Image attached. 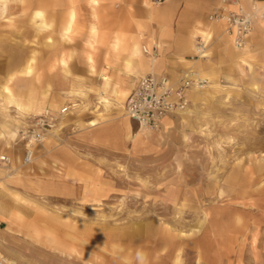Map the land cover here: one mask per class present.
<instances>
[{
  "label": "rangeland",
  "instance_id": "1",
  "mask_svg": "<svg viewBox=\"0 0 264 264\" xmlns=\"http://www.w3.org/2000/svg\"><path fill=\"white\" fill-rule=\"evenodd\" d=\"M23 2L0 0V151L12 159L0 164V182L35 214L32 221L6 220L0 256L8 264H264V32L237 55L207 20L200 29L208 35L196 34L206 56L193 48L184 68L214 81L193 93L185 112L148 132L131 119L127 128L124 87L107 96V80L97 89L77 84L88 52L98 65L97 18L76 16L64 36L65 24L51 22L47 7L34 12ZM157 45L151 38L142 46ZM23 56L26 68L17 64ZM71 89L80 99L67 97ZM43 102L78 107L38 144L51 141L50 152L36 144L33 162L23 165L26 142L19 136L38 115L32 103ZM73 163L83 167L67 166ZM75 170L84 180L72 182L70 197L38 194L24 202L17 192L54 175L73 179ZM28 223L35 224L23 235L18 225ZM49 224L52 230H44Z\"/></svg>",
  "mask_w": 264,
  "mask_h": 264
},
{
  "label": "crops",
  "instance_id": "2",
  "mask_svg": "<svg viewBox=\"0 0 264 264\" xmlns=\"http://www.w3.org/2000/svg\"><path fill=\"white\" fill-rule=\"evenodd\" d=\"M1 1L4 3V0ZM23 1L25 6V0ZM28 1L27 6H31L34 12L37 8L47 7V14L51 22L54 21L61 25L65 24L63 29L64 36H68L73 19L76 18V16L81 18L80 20L87 22H91L93 17L97 18V25H92V30H97V34L93 38L102 40V49L96 60L98 65L96 67L93 66L95 61L93 56H95V53L93 55V53L88 52V57H91L92 63H88L87 57L85 66L83 65L84 67L80 68V80L76 81L80 86L94 84L97 89L107 80L109 82L107 96L111 95L110 90L118 87H124L128 96L139 78L150 72L157 75H165L170 80L176 81L181 70L185 69L184 67L188 62L187 57L192 53L193 48L195 52L199 54L200 58L205 57L206 55L203 51L193 45V41L194 38H200L196 36L198 33L200 35H208L206 32L201 31L200 27L207 25V16L219 3V0H163L161 4H153L152 0H92V2L91 0ZM72 12L74 15L73 19H71ZM214 27L216 32H220L219 38L223 41L224 47L231 53L232 45L221 30L222 26L215 25ZM261 32H264V27L256 25L253 31V34L256 33V39H258V35H260ZM151 38H155L158 44L155 47V52H157L158 57L154 59L144 54L142 51V45H149ZM235 52L239 55L236 50ZM21 54V52H18V56ZM61 59L62 58L59 59V63ZM65 60L66 65L63 66L60 63L64 68L67 67V59ZM109 60L115 63L113 67L107 65V61L109 62ZM27 62L28 61L23 56L17 61V64L22 65L25 63L24 68H26ZM65 73L67 75V72ZM66 75L65 81L67 82L64 84L66 86H71L72 80ZM103 75L107 78L106 80L103 78ZM202 77L206 76L203 75ZM206 78L214 81L212 78ZM10 80L11 79H9L8 82ZM8 82L6 85L9 84ZM74 92L75 91L71 89L67 93V97L72 98L71 101H75V98L78 97L73 95ZM193 97L194 94L191 93V101ZM78 99L80 98L78 97ZM32 104L33 110H35V113L38 115L45 108H49L53 111H59L63 108H54L52 105L45 106L44 102ZM69 107L74 109L78 107V105L74 104ZM70 113L71 110H69L64 117L68 116ZM167 120H169V118ZM131 124V120L127 118V128H130ZM60 128L61 126L58 130L56 129L55 132L59 131ZM51 147V141L50 144L39 146V148L48 152H50ZM13 151L14 153H18V151ZM20 158L21 159L18 160L22 161L23 154ZM67 166L78 168L83 167V164L73 163ZM75 171V177L66 180L67 182H59L56 175H54L43 181H29L23 187L19 186L17 192L26 196L24 200L21 198L24 202H27L28 199L32 200L33 196L38 194H44L48 198L57 195L70 197L73 193V186H71V184H73L72 182H82L84 180L82 172H79V170ZM7 176H11L10 173L7 174ZM0 186V189H2L0 194V212L4 219L2 230H7L5 226L6 220L12 221L14 219L13 217L16 215L18 219H22L23 221H25L26 218L31 220V216L35 214L32 208L23 203L14 201L9 195L10 192L6 194L8 190L6 189L7 191H4L5 187L1 182ZM32 220L34 219L32 218ZM34 224L28 223V228H21V226L18 225L17 229L22 231L23 235L28 234L26 232H31V227L34 226ZM49 226L50 224L47 226L48 228H42V230L47 229L51 231V226ZM51 241L52 240L49 242ZM54 243L55 245L57 244L55 240ZM29 246L36 245L29 244ZM51 246V244H48L40 247L49 248ZM1 250L4 251L3 249ZM21 258L18 259L20 260ZM19 260L16 261L20 262Z\"/></svg>",
  "mask_w": 264,
  "mask_h": 264
},
{
  "label": "built area",
  "instance_id": "3",
  "mask_svg": "<svg viewBox=\"0 0 264 264\" xmlns=\"http://www.w3.org/2000/svg\"><path fill=\"white\" fill-rule=\"evenodd\" d=\"M163 0H152L153 4H161ZM208 21L223 28L224 34L230 39L233 48L243 50L250 46V38L256 25L264 27V0H219L218 5L208 15ZM196 47L204 52L201 38ZM144 54L156 58L155 48L149 50L143 46ZM197 56L199 54L196 53ZM210 81L194 72L191 68L181 70L176 81L165 75L153 72L143 75L131 90L124 104L125 115L137 123L144 131L159 130L166 119L185 112L190 104L192 91H202ZM65 106L59 111L44 109L37 115L29 129L21 132L19 138L26 142L23 165L34 160L33 146L45 140L59 125V119L69 112ZM12 159L0 153V164L9 166ZM4 219L0 212V228ZM9 262L0 256V264Z\"/></svg>",
  "mask_w": 264,
  "mask_h": 264
},
{
  "label": "bare ground",
  "instance_id": "4",
  "mask_svg": "<svg viewBox=\"0 0 264 264\" xmlns=\"http://www.w3.org/2000/svg\"><path fill=\"white\" fill-rule=\"evenodd\" d=\"M73 17H74V15H73V12L71 13V19H73ZM228 38V37H227ZM229 39V38H228ZM229 42H230V39H229ZM231 43V42H230ZM232 45V44H231ZM251 45V44H250ZM233 47V46H232ZM143 48V47H142ZM234 50H236V51H247V50H249V47L248 48H246V49H243V50H237V49H235L234 48ZM93 53V52H92ZM71 54V53H70ZM88 63H92V59H91V57L89 56L88 57ZM60 63L64 66V65H66V60L65 59H61L60 60ZM94 66V65H93ZM92 68V67H91ZM92 71V70H91ZM96 73V72H95ZM103 78L106 80L107 78L103 75ZM196 92H201L200 90H195V91H192L191 93H196ZM9 97H8V99L16 106V108L19 110V114H21V115H23V114H25V110H24V108L22 107V105H21V103L19 102V100H18V98H16V96H13V95H11V93H9ZM128 117V116H127ZM167 120V119H166ZM166 120H165V122H166ZM165 122H164V124H165ZM140 130H143V129H140ZM144 131V130H143ZM21 132V131H20ZM20 132H19V134H20ZM158 132V131H157ZM47 138V137H46ZM45 138V139H46ZM38 145V144H37Z\"/></svg>",
  "mask_w": 264,
  "mask_h": 264
}]
</instances>
